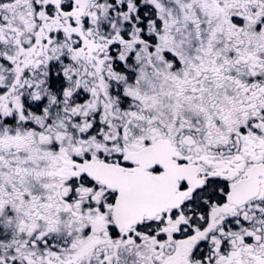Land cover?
Segmentation results:
<instances>
[{
	"label": "snow or ice",
	"instance_id": "1",
	"mask_svg": "<svg viewBox=\"0 0 264 264\" xmlns=\"http://www.w3.org/2000/svg\"><path fill=\"white\" fill-rule=\"evenodd\" d=\"M0 264H264V0H0Z\"/></svg>",
	"mask_w": 264,
	"mask_h": 264
}]
</instances>
